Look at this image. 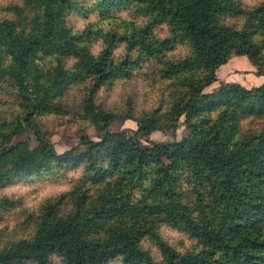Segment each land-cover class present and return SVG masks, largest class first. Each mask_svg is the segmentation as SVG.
Listing matches in <instances>:
<instances>
[{"label": "trees", "instance_id": "obj_1", "mask_svg": "<svg viewBox=\"0 0 264 264\" xmlns=\"http://www.w3.org/2000/svg\"><path fill=\"white\" fill-rule=\"evenodd\" d=\"M236 55L264 74V0L1 5L0 191L67 189L34 207L0 195V223L17 215V234L0 230V264H264V83L204 91ZM135 81L153 93L150 107L132 94L105 102ZM51 115L88 122L100 138L79 128L78 144L58 153L41 130ZM181 116L186 137L149 139ZM118 119L136 123L130 138L111 127Z\"/></svg>", "mask_w": 264, "mask_h": 264}, {"label": "rangeland", "instance_id": "obj_2", "mask_svg": "<svg viewBox=\"0 0 264 264\" xmlns=\"http://www.w3.org/2000/svg\"><path fill=\"white\" fill-rule=\"evenodd\" d=\"M10 0H0V6ZM263 0H243V3L247 7H253ZM84 22L81 21L78 25H82ZM185 51V48L177 49L176 53L180 54ZM228 61H232L233 67L227 73L223 70L224 68H219V74L216 72L217 80L205 88V92H210L218 87L223 82H231V80L240 81L239 84L246 88H251L264 83V74L258 75L256 73V67L253 66L250 61L245 56H232ZM228 61L226 63H228ZM217 69V70H218ZM78 94L76 88H71L68 92L67 98L71 102L70 108L72 111L76 110V100L75 96ZM133 95L136 101V105L142 109L145 107H150L153 103V93H151L147 86L140 81H135L131 84H118L117 87L110 93L104 94V99L106 103H114L121 101L129 95ZM41 130L49 137L50 141L53 143L55 150L61 153L75 145L79 142L78 130L83 129L84 133L87 134L93 140H98L100 135L96 132L94 126L90 123L77 122L75 118L67 116H48L41 119ZM113 126V127H112ZM111 127L114 130H126V137L130 138L131 134L137 128V125L132 120L118 119ZM189 132L188 124L184 116H181L178 121V127L175 131H154L149 135V139L156 141L158 143H169L174 140H180L186 137ZM31 136L30 132H24L16 136L12 143L19 141L21 139ZM144 143V142H143ZM145 144V143H144ZM83 150L80 145L77 146L76 152ZM67 189L66 186L55 185V184H19L16 186H11L0 191V195L7 194L21 200L22 204L26 207H34L40 204L47 197L56 194L59 191ZM17 215L14 213L2 223H0V230L6 229L5 235L11 236L17 234L16 229H12L15 225ZM165 235H167L172 241H176L177 234L174 231L166 230ZM179 237V236H178ZM1 240H4L3 236H0Z\"/></svg>", "mask_w": 264, "mask_h": 264}, {"label": "crops", "instance_id": "obj_3", "mask_svg": "<svg viewBox=\"0 0 264 264\" xmlns=\"http://www.w3.org/2000/svg\"><path fill=\"white\" fill-rule=\"evenodd\" d=\"M233 67L232 61H228V63H225L223 65H221L219 68H224L223 70L227 73L228 71H230V69ZM219 69L217 70V74H219ZM231 82H237L239 83L240 81L238 80H231ZM216 88V87H215Z\"/></svg>", "mask_w": 264, "mask_h": 264}]
</instances>
